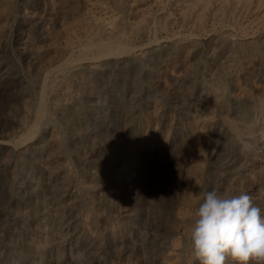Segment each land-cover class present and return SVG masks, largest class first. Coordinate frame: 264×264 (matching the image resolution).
Instances as JSON below:
<instances>
[{"label":"rangeland","instance_id":"1","mask_svg":"<svg viewBox=\"0 0 264 264\" xmlns=\"http://www.w3.org/2000/svg\"><path fill=\"white\" fill-rule=\"evenodd\" d=\"M213 189L264 213V0H0V264H200Z\"/></svg>","mask_w":264,"mask_h":264},{"label":"clouds","instance_id":"2","mask_svg":"<svg viewBox=\"0 0 264 264\" xmlns=\"http://www.w3.org/2000/svg\"><path fill=\"white\" fill-rule=\"evenodd\" d=\"M192 250L200 264H264V213L247 193L225 196L204 193L193 213ZM75 264H85L77 253Z\"/></svg>","mask_w":264,"mask_h":264},{"label":"bare ground","instance_id":"3","mask_svg":"<svg viewBox=\"0 0 264 264\" xmlns=\"http://www.w3.org/2000/svg\"><path fill=\"white\" fill-rule=\"evenodd\" d=\"M207 1H208V0H207ZM107 42H108V41H107ZM91 60H92V59H91ZM41 107H42V106H41ZM40 111H41V110H40ZM40 111H39V112H40ZM40 114H41V113H40ZM31 131H32V129H31ZM33 131H34V129H33ZM160 179H161V178H160ZM153 189H154V188H153Z\"/></svg>","mask_w":264,"mask_h":264}]
</instances>
